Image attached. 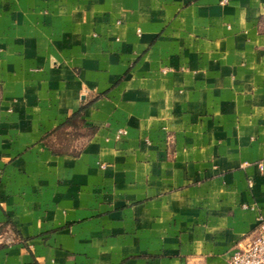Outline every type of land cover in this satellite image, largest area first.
<instances>
[{
	"label": "crops",
	"instance_id": "0c3cea01",
	"mask_svg": "<svg viewBox=\"0 0 264 264\" xmlns=\"http://www.w3.org/2000/svg\"><path fill=\"white\" fill-rule=\"evenodd\" d=\"M264 217V0H0V264H223Z\"/></svg>",
	"mask_w": 264,
	"mask_h": 264
},
{
	"label": "built area",
	"instance_id": "2783aa9c",
	"mask_svg": "<svg viewBox=\"0 0 264 264\" xmlns=\"http://www.w3.org/2000/svg\"><path fill=\"white\" fill-rule=\"evenodd\" d=\"M223 264H264V217L259 218L255 234Z\"/></svg>",
	"mask_w": 264,
	"mask_h": 264
}]
</instances>
